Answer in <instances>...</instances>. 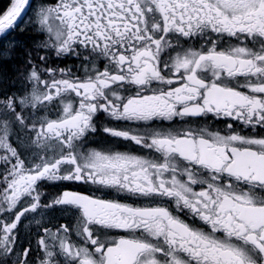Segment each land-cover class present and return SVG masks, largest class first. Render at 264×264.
I'll return each instance as SVG.
<instances>
[{
	"label": "snow or ice",
	"instance_id": "obj_1",
	"mask_svg": "<svg viewBox=\"0 0 264 264\" xmlns=\"http://www.w3.org/2000/svg\"><path fill=\"white\" fill-rule=\"evenodd\" d=\"M0 61V264H264V0H10Z\"/></svg>",
	"mask_w": 264,
	"mask_h": 264
},
{
	"label": "flooded vegetation",
	"instance_id": "obj_2",
	"mask_svg": "<svg viewBox=\"0 0 264 264\" xmlns=\"http://www.w3.org/2000/svg\"><path fill=\"white\" fill-rule=\"evenodd\" d=\"M29 15H30V13H29ZM33 37H34V33L31 32L30 30H26L24 33L21 34L19 31V28H18L16 30V32L12 33V35L8 37V40H12L13 38H15L18 41H20L22 44L26 40L27 44H25V45L31 46L32 43L34 42ZM5 42H7V41H5ZM6 70H7V78L3 81L5 83L7 82V80L9 78L14 77V75H15L13 65L11 67H8V69H6Z\"/></svg>",
	"mask_w": 264,
	"mask_h": 264
},
{
	"label": "trees",
	"instance_id": "obj_3",
	"mask_svg": "<svg viewBox=\"0 0 264 264\" xmlns=\"http://www.w3.org/2000/svg\"><path fill=\"white\" fill-rule=\"evenodd\" d=\"M9 6H10V0H0V15H2ZM23 44H27V41L25 40ZM12 65L14 67L13 62L0 61V81H3L7 78L6 69H8V67H11Z\"/></svg>",
	"mask_w": 264,
	"mask_h": 264
},
{
	"label": "rangeland",
	"instance_id": "obj_4",
	"mask_svg": "<svg viewBox=\"0 0 264 264\" xmlns=\"http://www.w3.org/2000/svg\"><path fill=\"white\" fill-rule=\"evenodd\" d=\"M4 81V80H3Z\"/></svg>",
	"mask_w": 264,
	"mask_h": 264
}]
</instances>
